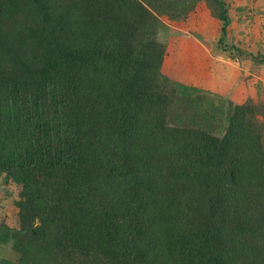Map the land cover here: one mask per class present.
Wrapping results in <instances>:
<instances>
[{"label": "trees", "instance_id": "trees-1", "mask_svg": "<svg viewBox=\"0 0 264 264\" xmlns=\"http://www.w3.org/2000/svg\"><path fill=\"white\" fill-rule=\"evenodd\" d=\"M203 2L225 49L226 0H0V264H264V106L165 64Z\"/></svg>", "mask_w": 264, "mask_h": 264}, {"label": "rangeland", "instance_id": "rangeland-1", "mask_svg": "<svg viewBox=\"0 0 264 264\" xmlns=\"http://www.w3.org/2000/svg\"><path fill=\"white\" fill-rule=\"evenodd\" d=\"M226 3L231 7L232 20L226 50L217 45L221 24L211 17L204 2L196 6L188 23L161 18L168 26L161 34L166 45L165 64L180 81H190L192 86L234 104L252 101L264 106V66L251 58L264 55V0H226ZM241 7L244 10L238 11ZM232 44L244 54L228 51ZM11 188L0 178V218L7 221L13 213ZM9 250V244L0 246L3 255Z\"/></svg>", "mask_w": 264, "mask_h": 264}]
</instances>
